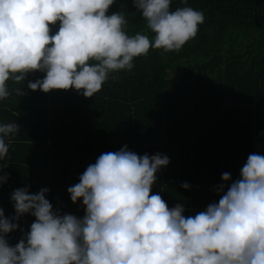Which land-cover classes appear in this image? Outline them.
Here are the masks:
<instances>
[{
	"label": "trees",
	"instance_id": "1",
	"mask_svg": "<svg viewBox=\"0 0 264 264\" xmlns=\"http://www.w3.org/2000/svg\"><path fill=\"white\" fill-rule=\"evenodd\" d=\"M0 264H264V0H0Z\"/></svg>",
	"mask_w": 264,
	"mask_h": 264
},
{
	"label": "built area",
	"instance_id": "2",
	"mask_svg": "<svg viewBox=\"0 0 264 264\" xmlns=\"http://www.w3.org/2000/svg\"><path fill=\"white\" fill-rule=\"evenodd\" d=\"M183 232L184 233H190V230L188 227H184L183 228ZM178 246V245H177ZM179 247V246H178ZM191 247V242L187 241L183 246L177 248V249H164V251L162 252V255L164 257L166 256H172V257H180L182 256V254L187 251L188 249H190ZM128 253H132L133 252V248H128L127 249Z\"/></svg>",
	"mask_w": 264,
	"mask_h": 264
},
{
	"label": "clouds",
	"instance_id": "3",
	"mask_svg": "<svg viewBox=\"0 0 264 264\" xmlns=\"http://www.w3.org/2000/svg\"><path fill=\"white\" fill-rule=\"evenodd\" d=\"M190 230V229H189ZM175 249L179 248L177 245H175V247H173ZM166 257H172V256H166ZM173 258V257H172Z\"/></svg>",
	"mask_w": 264,
	"mask_h": 264
}]
</instances>
